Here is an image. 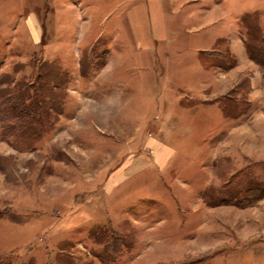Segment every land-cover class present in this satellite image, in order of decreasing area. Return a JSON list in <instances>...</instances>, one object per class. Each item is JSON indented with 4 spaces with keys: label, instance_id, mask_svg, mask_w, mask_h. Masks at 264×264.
Returning a JSON list of instances; mask_svg holds the SVG:
<instances>
[{
    "label": "rangeland",
    "instance_id": "374dc122",
    "mask_svg": "<svg viewBox=\"0 0 264 264\" xmlns=\"http://www.w3.org/2000/svg\"><path fill=\"white\" fill-rule=\"evenodd\" d=\"M140 1L0 0V89L39 72L53 83L54 127L34 149H15L0 127V255L11 264H264V66L250 56L264 47V0L162 1L158 68L214 88L186 94L201 124L161 175L147 168L162 159L147 126L163 107L143 69L155 61L128 20Z\"/></svg>",
    "mask_w": 264,
    "mask_h": 264
},
{
    "label": "crops",
    "instance_id": "0c3cea01",
    "mask_svg": "<svg viewBox=\"0 0 264 264\" xmlns=\"http://www.w3.org/2000/svg\"><path fill=\"white\" fill-rule=\"evenodd\" d=\"M102 1V0H101ZM116 1V5H122L128 1H131L132 3L136 2L137 0H114ZM163 0H142L140 2H137L129 7V22L131 25V32L133 39L136 43L137 40L139 41H146L145 48L139 49L140 51L146 52L143 53L149 56L152 61H155V65L152 66L149 64H146V66L143 68L145 71L150 72L151 80L149 81L150 87H151V96L150 101L152 104L160 102V97H162V101L160 102V105H162V112L159 114H155L153 109L149 117V120L147 121V126L152 125L153 123L157 124L156 129L158 128V133L160 137H162L159 141L152 138L151 140V146H154L160 149V157L162 159L160 160H154L153 163L149 164L147 168L151 165L159 170V173H164L165 171H169L170 168H176L177 162L180 160L182 155H180L179 158L175 159L176 154L181 149L182 146L178 149V144H182L181 137L185 134H189L194 130V123L201 124V120L199 122V118H196L194 115V111L198 109H202V107L199 108V106H195L190 109H184L183 102L185 100V97L188 94L190 100H193V98H199L201 94L198 93V89H204L207 93L211 92V89L214 88V85L209 84L210 80L208 82H204L203 80H200V83H196L192 79H186L183 78L185 71L184 67H181V72H183L181 75H172L171 77L169 74H167L166 71L169 73V69H165L163 66L158 68L157 61L159 60V54L157 53L158 48L157 44H164L166 40L169 39V35L166 31L165 27V19L164 16V7L162 4ZM172 2H175L177 0H170ZM146 6L152 14V25L150 27V30L145 29L143 27L142 17L145 15V11H142V7ZM146 31H145V30ZM121 37H125V35L121 32L120 34L116 35L115 40H119ZM121 40V39H120ZM132 44H134L132 42ZM127 45V43H126ZM128 45L131 46V43ZM139 45V44H138ZM123 46V44L121 45ZM134 46H136L134 44ZM161 51H159L160 53ZM123 54V52H120V54ZM142 54V55H143ZM145 55V56H146ZM156 68L155 73H153V69ZM130 68H128L129 70ZM115 68L113 67V71ZM166 70V71H165ZM164 73V74H163ZM164 75V76H163ZM211 76V73H209V78ZM208 78V79H209ZM121 82L118 84L122 89L128 88L127 91H129V94L131 92V88L135 87L131 82H128V85H126V82H124L121 86ZM92 88V85H90ZM90 88V89H91ZM126 92V90H123V94ZM204 100V99H203ZM110 102L113 103L115 106L120 105V109L122 104L123 106L126 105L127 100L123 99L119 93L114 92L113 96L110 97ZM206 102V101H205ZM207 106V105H206ZM159 110V109H157ZM200 110V112H201ZM123 115V113H122ZM200 117V116H199ZM225 124V121L223 122ZM126 134V135H130ZM154 139V140H153ZM155 149V148H154ZM186 149V148H184ZM156 150V149H155ZM182 151V149L180 150ZM215 159L217 157L215 156ZM150 166V167H151ZM134 167V168H133ZM130 168L134 169V172L140 168L137 165H133V163H130ZM146 169V168H145ZM114 174V173H113ZM132 175V173L130 174ZM119 177V175L117 176ZM115 179V177H114ZM162 199V198H161Z\"/></svg>",
    "mask_w": 264,
    "mask_h": 264
},
{
    "label": "trees",
    "instance_id": "16d2710c",
    "mask_svg": "<svg viewBox=\"0 0 264 264\" xmlns=\"http://www.w3.org/2000/svg\"><path fill=\"white\" fill-rule=\"evenodd\" d=\"M253 32L255 33L256 30ZM250 38L259 40L256 36L251 37V34ZM262 41L264 42V37ZM247 48L249 49L248 46ZM250 53L252 59L264 66V47L257 46ZM48 80L47 75L39 72L31 82L23 81L11 88L0 89L2 136L15 149H34L43 136L54 127L48 99L50 97L46 94V90L49 91L47 88H51L53 83ZM0 264H11V262L0 255Z\"/></svg>",
    "mask_w": 264,
    "mask_h": 264
}]
</instances>
